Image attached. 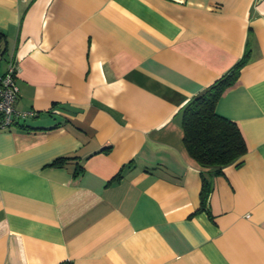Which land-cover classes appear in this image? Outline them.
Returning a JSON list of instances; mask_svg holds the SVG:
<instances>
[{
  "label": "crops",
  "instance_id": "0c3cea01",
  "mask_svg": "<svg viewBox=\"0 0 264 264\" xmlns=\"http://www.w3.org/2000/svg\"><path fill=\"white\" fill-rule=\"evenodd\" d=\"M0 46L34 111L0 128V264H264V0H0ZM246 50L201 207L179 112Z\"/></svg>",
  "mask_w": 264,
  "mask_h": 264
},
{
  "label": "trees",
  "instance_id": "16d2710c",
  "mask_svg": "<svg viewBox=\"0 0 264 264\" xmlns=\"http://www.w3.org/2000/svg\"><path fill=\"white\" fill-rule=\"evenodd\" d=\"M248 56L249 52L246 50L227 72L192 96L179 112L183 144L188 155L201 168V207H205L211 192V176L226 165L241 164L247 150L238 126L217 114L215 107L222 92L237 80ZM64 160L65 158H57L53 163L58 164Z\"/></svg>",
  "mask_w": 264,
  "mask_h": 264
},
{
  "label": "built area",
  "instance_id": "2783aa9c",
  "mask_svg": "<svg viewBox=\"0 0 264 264\" xmlns=\"http://www.w3.org/2000/svg\"><path fill=\"white\" fill-rule=\"evenodd\" d=\"M3 61V68L0 69V128L11 126L18 117L34 115L33 110H18L15 102L18 97L17 76L19 65L14 54L4 58L0 46V63Z\"/></svg>",
  "mask_w": 264,
  "mask_h": 264
}]
</instances>
